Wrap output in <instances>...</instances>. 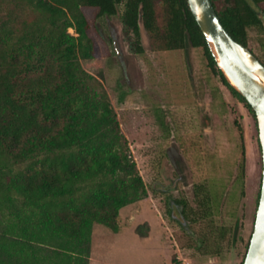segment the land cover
Returning a JSON list of instances; mask_svg holds the SVG:
<instances>
[{"label": "trees", "instance_id": "1", "mask_svg": "<svg viewBox=\"0 0 264 264\" xmlns=\"http://www.w3.org/2000/svg\"><path fill=\"white\" fill-rule=\"evenodd\" d=\"M212 3L232 38L253 52L249 30L264 31V0ZM114 17L136 54H145L144 31L164 51L203 50L256 118L218 68L187 0H0V264H90L94 227L118 234L120 211L149 196L106 89L81 65L112 56L100 23ZM238 140L243 185L241 127ZM260 195L261 187L257 207ZM214 203L202 184L194 206L178 203L198 249L213 257L237 239L218 224Z\"/></svg>", "mask_w": 264, "mask_h": 264}, {"label": "rangeland", "instance_id": "2", "mask_svg": "<svg viewBox=\"0 0 264 264\" xmlns=\"http://www.w3.org/2000/svg\"><path fill=\"white\" fill-rule=\"evenodd\" d=\"M100 30L113 41L112 56L82 59L81 65L106 89L149 196L120 211L118 234L98 225L93 231L115 234L116 252H128L115 259L123 264H241L262 185L256 118L210 70L203 50L164 51L144 31L145 54L139 55L120 18L101 21ZM249 37L250 48L264 62V31L252 28ZM239 127L247 160L243 185L238 180ZM201 184L218 206V224L237 235L221 256L198 249L178 204L184 200L194 206ZM3 224L0 213V230ZM108 254L98 247V257Z\"/></svg>", "mask_w": 264, "mask_h": 264}, {"label": "water", "instance_id": "3", "mask_svg": "<svg viewBox=\"0 0 264 264\" xmlns=\"http://www.w3.org/2000/svg\"><path fill=\"white\" fill-rule=\"evenodd\" d=\"M218 68L226 77L223 66L230 73L235 86L253 108L262 149L263 174L261 195L253 233L243 264H264V64L243 44L235 41L220 20L212 0H187ZM116 53L117 46L115 43Z\"/></svg>", "mask_w": 264, "mask_h": 264}, {"label": "crops", "instance_id": "4", "mask_svg": "<svg viewBox=\"0 0 264 264\" xmlns=\"http://www.w3.org/2000/svg\"><path fill=\"white\" fill-rule=\"evenodd\" d=\"M111 232L102 231L100 229H95L92 235V255L90 259V264H123L122 260L119 259L120 256H126L127 251H123L121 254L116 252L117 244L114 242V235ZM101 246V250L109 253L106 256L98 257V247ZM124 254V255H123ZM119 261V262H118Z\"/></svg>", "mask_w": 264, "mask_h": 264}, {"label": "bare ground", "instance_id": "5", "mask_svg": "<svg viewBox=\"0 0 264 264\" xmlns=\"http://www.w3.org/2000/svg\"><path fill=\"white\" fill-rule=\"evenodd\" d=\"M223 67H224V68H223V71H224L226 77H227L228 80H229V81L235 86V83H234V81H233V79H232L230 73L228 72L227 68H226L225 66H223Z\"/></svg>", "mask_w": 264, "mask_h": 264}]
</instances>
